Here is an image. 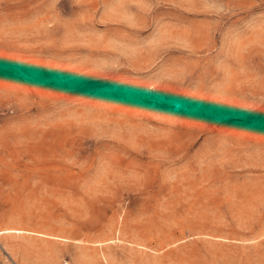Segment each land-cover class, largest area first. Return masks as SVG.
<instances>
[{
  "label": "rangeland",
  "instance_id": "rangeland-1",
  "mask_svg": "<svg viewBox=\"0 0 264 264\" xmlns=\"http://www.w3.org/2000/svg\"><path fill=\"white\" fill-rule=\"evenodd\" d=\"M15 227L60 238L0 264H264V0H0Z\"/></svg>",
  "mask_w": 264,
  "mask_h": 264
},
{
  "label": "bare ground",
  "instance_id": "bare-ground-1",
  "mask_svg": "<svg viewBox=\"0 0 264 264\" xmlns=\"http://www.w3.org/2000/svg\"><path fill=\"white\" fill-rule=\"evenodd\" d=\"M25 233H29V234H31V236H32V234L33 235L34 234H37L38 235V238H39V236H46V237L48 236V237H52V238H60V237H57V236H54V235H50L48 233L46 234V233H42V232H38V231H32L31 229L30 230H27V229L21 228V227H15V228H0V234H5V235L7 234V235H11V236H16V235L19 236V235H21L23 237V234H25ZM5 235H4V237H5ZM33 238H35V237H33ZM61 239H64L65 240V238H61ZM117 240H119V238ZM119 241H121V240H119ZM101 243L102 242H97V243H94V244L101 245Z\"/></svg>",
  "mask_w": 264,
  "mask_h": 264
}]
</instances>
